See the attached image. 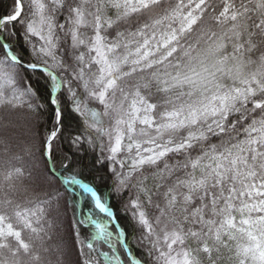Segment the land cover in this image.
<instances>
[{
  "label": "snow or ice",
  "instance_id": "6c2138e0",
  "mask_svg": "<svg viewBox=\"0 0 264 264\" xmlns=\"http://www.w3.org/2000/svg\"><path fill=\"white\" fill-rule=\"evenodd\" d=\"M0 264H264V0H0Z\"/></svg>",
  "mask_w": 264,
  "mask_h": 264
},
{
  "label": "trees",
  "instance_id": "16d2710c",
  "mask_svg": "<svg viewBox=\"0 0 264 264\" xmlns=\"http://www.w3.org/2000/svg\"><path fill=\"white\" fill-rule=\"evenodd\" d=\"M89 161H90V157L85 158L84 163L88 165V167L85 168V175L86 176L88 175V173L90 171V167H91ZM91 178L92 177H89V179H91ZM98 183H102V181H98ZM116 207H117V210H119V205H116Z\"/></svg>",
  "mask_w": 264,
  "mask_h": 264
}]
</instances>
